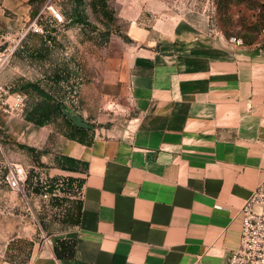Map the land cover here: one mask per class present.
Listing matches in <instances>:
<instances>
[{"label": "crops", "instance_id": "0c3cea01", "mask_svg": "<svg viewBox=\"0 0 264 264\" xmlns=\"http://www.w3.org/2000/svg\"><path fill=\"white\" fill-rule=\"evenodd\" d=\"M209 3L112 0L127 40L88 67L73 109L94 127L90 144L59 124L1 116L0 153L17 143L42 151L49 177L83 178V198L59 222L39 219L52 208L19 195L22 209L0 213V264H227L240 209L264 186V38L229 43ZM32 36L42 45L0 71L11 94H22L21 71L41 87L61 71L49 62V40ZM127 104L132 114L118 124L115 108ZM61 156L86 169H60ZM48 227L55 240L74 241L71 257L56 258Z\"/></svg>", "mask_w": 264, "mask_h": 264}, {"label": "rangeland", "instance_id": "374dc122", "mask_svg": "<svg viewBox=\"0 0 264 264\" xmlns=\"http://www.w3.org/2000/svg\"><path fill=\"white\" fill-rule=\"evenodd\" d=\"M47 1L48 0H0V38L1 36L5 37V39L0 40V51L12 47L17 42L19 33L29 25L35 13L39 11ZM216 1L218 2L217 9L215 5H211V3H215ZM70 2L71 0H54L53 4L56 8L64 12V22L56 23L51 20L49 15L44 16L38 21L43 32H29L21 39L15 48L14 55L3 68L8 69V66L11 64L13 57L18 51H31L42 45L37 39L32 41V37H35L32 35H37L49 40V42H43L48 45L47 47L50 51L49 62L59 65L60 68L65 71V80L69 78L67 72H71L75 67L80 71L83 84L87 81L89 66L93 67V69L98 68V62L104 60L106 50H116L120 48L123 40L126 42L127 39L124 36L126 31L125 26L118 24L116 21L112 22L108 16L104 17L98 11L92 10L88 2H85V5L83 4V8L81 9L84 21L81 24L73 23L72 19L70 21L67 18V15H69L67 9L70 7ZM206 9L214 22L216 19L217 21L219 19V28L229 43L236 46H243L252 43V41L264 38V0H210ZM108 13H110V10H108ZM238 40L240 41L239 44L236 42ZM20 56L22 57V63L20 64L26 66L23 60L25 59L24 55ZM29 65L30 63L28 61L27 66ZM3 68L1 70H3ZM6 70L3 73H5ZM15 76L22 79L28 78L27 82L35 77L34 74L26 72V70L19 72L14 75V77ZM25 106L26 102L23 110ZM127 107L115 108L116 114L114 115L116 116V122L118 124L124 123L123 121L132 114L129 104H127ZM1 116L5 115L0 110V122L2 121ZM5 146L6 145H4V148L6 150L0 153L1 214H7V212L14 207L18 209L24 207V202L19 197L21 194L16 190L10 189L5 183L8 164H18L27 171L28 181L26 184L30 191L31 188H33L32 191H37V189L33 187V183L36 175H38V170L34 169V166L36 167L37 165L36 160H33L32 154L25 149L19 148L17 145L11 147L9 150L7 146ZM14 195L15 199L13 198ZM16 195H18L19 198H17ZM14 201L16 202V206H14ZM57 209H53L51 212L56 214L58 212ZM41 212V210L38 211V213ZM51 212H44L42 215L39 214L38 217L41 218L47 215L52 217L53 214H51ZM19 221L22 223V220L19 219ZM4 224H6L5 221ZM55 232L53 227H48L46 235L55 241V237L57 236Z\"/></svg>", "mask_w": 264, "mask_h": 264}, {"label": "trees", "instance_id": "16d2710c", "mask_svg": "<svg viewBox=\"0 0 264 264\" xmlns=\"http://www.w3.org/2000/svg\"><path fill=\"white\" fill-rule=\"evenodd\" d=\"M85 2H88L89 7L92 10L98 11L104 17L108 16L112 22L116 21L118 24H120L112 6V0H71L70 7L67 9L69 11L67 18L70 21L72 19L73 23L76 24H81L84 21L81 9L83 8V4ZM213 5H215L217 9L218 2L216 1L213 3ZM108 10H110V13H108ZM60 12L62 15H64L63 11ZM63 17H65V15ZM3 37L4 36H1V39L5 38ZM252 43H254V41H252ZM252 43H249L248 45ZM67 73L69 74V78H67V80H65L66 78L64 75H66V73L63 69H61L58 74L50 75L48 78V83H44L42 87L41 85L32 82L20 83L17 87V90L19 93L26 95L27 98L25 109L22 111L21 115H23L26 120H30V122H32L36 127H42L52 123L59 124L60 126L62 125L60 130L63 131L66 137H68L70 140L88 145L90 144V137L88 136L89 129H83L74 126L72 122L69 121L63 114V110H66L71 115H76L73 113V109H78L77 105L79 102L78 95L80 88L78 89L77 95L73 94L72 91L75 87L76 80L81 75L80 71L74 67L71 72ZM17 146L21 149L27 150L30 154H32L34 158L33 160H36L37 165L36 167L34 166V169L38 170V175H36L33 183V187H35L37 191H32L33 188H31V191L28 189V185L26 184L28 181V173L25 170V197L27 199L36 198V205L38 206V209L49 207L53 210L58 208V212L56 214L53 212V215L55 214L54 220L59 222L63 221V217L65 216L64 213L69 203L73 201L76 203L81 202V200L69 199L66 194H72L71 190L75 184L78 186V188L83 187V178H72L68 176L49 177L44 172L42 165L39 162L42 151H38L18 143ZM80 164L81 163H78L74 159L68 157L61 156L57 160L58 167L67 171L79 170L80 168L78 165ZM81 165L83 166L82 169H86V165ZM59 180H62L65 186V189L60 188L62 195L59 197H50L45 203L40 201V196L43 193L49 192L52 194L53 185L58 184ZM73 245L74 241L55 240L53 247L54 255L57 259L71 257L73 254Z\"/></svg>", "mask_w": 264, "mask_h": 264}, {"label": "built area", "instance_id": "2783aa9c", "mask_svg": "<svg viewBox=\"0 0 264 264\" xmlns=\"http://www.w3.org/2000/svg\"><path fill=\"white\" fill-rule=\"evenodd\" d=\"M54 0H48L44 6L35 13L29 25L19 33L17 42L10 48L0 51V70L12 58L17 44L29 32L42 33V28L38 24L44 16L49 15L51 20L56 23H63L64 17L62 13L53 4ZM235 41L234 39H231ZM237 44L240 41H236ZM81 77L75 82L73 94H78V89L81 87ZM27 98L22 94H11L8 87L0 85V110L4 115L11 116L15 113L23 111ZM26 181L25 169L18 164H8L5 175L6 185L18 191L22 197L24 195V185ZM60 188L65 189L62 180L58 184L53 185V192L43 193L40 196V201L47 202L50 197H59L62 192ZM72 194H66L69 199L82 200L83 187L78 188L75 184L72 187ZM241 228L239 245L236 250L230 253L227 264H264V186H257L251 195L247 198L241 209Z\"/></svg>", "mask_w": 264, "mask_h": 264}, {"label": "water", "instance_id": "95a60500", "mask_svg": "<svg viewBox=\"0 0 264 264\" xmlns=\"http://www.w3.org/2000/svg\"><path fill=\"white\" fill-rule=\"evenodd\" d=\"M65 117L72 122V124L78 128L93 129L94 127L85 122L79 115H71L68 111L63 110Z\"/></svg>", "mask_w": 264, "mask_h": 264}]
</instances>
